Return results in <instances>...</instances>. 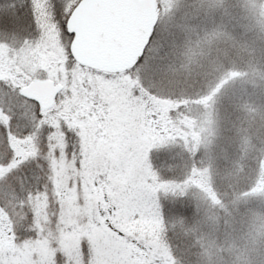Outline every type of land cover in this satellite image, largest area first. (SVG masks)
Listing matches in <instances>:
<instances>
[{
	"label": "rangeland",
	"instance_id": "rangeland-1",
	"mask_svg": "<svg viewBox=\"0 0 264 264\" xmlns=\"http://www.w3.org/2000/svg\"><path fill=\"white\" fill-rule=\"evenodd\" d=\"M153 1L156 21L150 32L156 31V41L129 75L138 79L136 89L145 97L151 94L165 102V130L134 141L125 203L146 204L147 218L139 226L121 220L128 239L113 245L112 255L118 254L126 264H264V0ZM25 4L26 0L0 4V12L21 14L20 23L0 26V97L13 101L0 106V166L11 163L19 144L16 138L27 139L33 133L41 112L18 91L33 80H46L44 72L36 71L39 60L28 50L38 36ZM248 33L254 42L245 41ZM161 43L165 49L166 43L184 45L189 73L196 65L190 61L193 54H199L209 74L204 91L194 79L186 83L188 75L182 87L172 84V93H191L186 98L194 104L189 101L186 108L174 99L157 97L158 85H164L159 81L171 82L170 78L163 79L160 71L159 78L150 76L149 69L145 74L144 65L163 51ZM50 111L44 112L47 121L57 123ZM45 135L46 129H41V150ZM75 175L72 168L73 187L62 214L46 199L18 206L28 191H42L46 167L41 171L30 162L0 181V209L10 228L0 239V264H81V242L88 241V235L80 228L67 231L87 214L76 204ZM144 177L155 179L149 183ZM68 179L64 176L65 187ZM79 196L87 202L83 186ZM37 225L45 232L42 238L34 230ZM172 245L182 250L179 262H163V252H176Z\"/></svg>",
	"mask_w": 264,
	"mask_h": 264
},
{
	"label": "snow or ice",
	"instance_id": "snow-or-ice-1",
	"mask_svg": "<svg viewBox=\"0 0 264 264\" xmlns=\"http://www.w3.org/2000/svg\"><path fill=\"white\" fill-rule=\"evenodd\" d=\"M5 2L0 0V4ZM142 6L143 0H76L75 4L70 0H26L22 6L38 36L28 50L39 60L36 71L45 73L56 102L48 115L58 122H48L43 111L35 117L33 133L27 139L17 137L11 163L0 166V181L30 162L41 171L46 167L42 191H28L18 206L46 199L62 214L75 169L76 204L87 214L67 231L80 228L88 235V241L81 242V264H126L118 254L112 255L113 245L128 239V229L120 222L126 219L139 226L147 218L146 204L125 203L127 164L135 155L138 136L165 130L167 107L151 94L145 97L136 89L138 79L129 75L140 64L146 39L151 38V32L146 37L141 32ZM9 7L16 9L14 3ZM20 22V12H0V26ZM76 100L82 103H74ZM5 103L13 101L0 97V106ZM41 129H46L43 150L37 142ZM64 176L69 177L66 187ZM143 179L150 183L155 178ZM82 186L87 202L79 196ZM4 215L0 209V239L10 233ZM57 227L63 229L64 225ZM34 230L38 238L45 235L39 225Z\"/></svg>",
	"mask_w": 264,
	"mask_h": 264
},
{
	"label": "trees",
	"instance_id": "trees-1",
	"mask_svg": "<svg viewBox=\"0 0 264 264\" xmlns=\"http://www.w3.org/2000/svg\"><path fill=\"white\" fill-rule=\"evenodd\" d=\"M241 30H243L245 32V29L240 28ZM155 30L153 31V33H151V41L149 42V46L147 48V51L144 52V57L141 59L142 63L144 61V59L146 57L149 56V52L148 50H150V47H152V45L155 43L156 41V35H155ZM246 33V32H245ZM247 34V33H246ZM245 34V35H246ZM248 38V39H247ZM239 41H241V39H238ZM256 39L254 38V36L250 33H248V35L245 37V41L250 42V41H255ZM161 45H163V51L157 52L156 57H154L153 60H148V63H146L144 65V69L145 67L147 69H149L150 72V76H152V73H155V76H158L159 78V71H160V75L161 77H163V79L165 80H169L171 82H163V81H159L164 83V85H158V87H160L158 89V94H160L159 96H157L158 98H165V99H170V100H175L178 103H183V107L186 108L188 102L190 101V99L187 100V96H190L189 92L185 93L182 92L180 89H176V93H172L173 92V86L175 85V88H178L179 86L182 87V83L184 82V80H186L188 78V76L190 77V79L186 82L189 83L190 80L194 79L196 81H198V86L199 88L202 89V91H204V87H203V81L204 80H208L209 78V74L204 72V68L205 64L203 62H200L201 59L198 57L199 54L195 53L193 54V60L192 61L195 65L194 67V72L189 73L187 72L186 68H184L185 64L187 63L188 60V53L187 51H185V47L182 44H178L175 43L173 45H171L170 43H166V49L164 47V44L161 43ZM195 52V51H194ZM193 52V53H194ZM187 56V57H186ZM176 70V71H174ZM188 75V76H187ZM149 76V78H150ZM173 84V86H172ZM182 84V85H180ZM172 86V90L171 87ZM159 91H162V93H160ZM164 95V96H163ZM192 102V104H194L193 101H190V103ZM156 166V164H155ZM157 169V167H156ZM172 248L176 250V252H174V255L172 253L169 252V256L167 258H173V260L178 261V255L180 256V253L182 252V250L178 249V247L172 245ZM179 262V261H178Z\"/></svg>",
	"mask_w": 264,
	"mask_h": 264
},
{
	"label": "water",
	"instance_id": "water-1",
	"mask_svg": "<svg viewBox=\"0 0 264 264\" xmlns=\"http://www.w3.org/2000/svg\"><path fill=\"white\" fill-rule=\"evenodd\" d=\"M79 13H74V16ZM140 27L141 32L147 36V32H150L156 21V8L153 0H143V6L140 9ZM148 39H146L145 46ZM18 94L22 97H27L39 104L41 110L50 108L53 104V91L47 84L46 80H33L28 86L21 88Z\"/></svg>",
	"mask_w": 264,
	"mask_h": 264
},
{
	"label": "flooded vegetation",
	"instance_id": "flooded-vegetation-1",
	"mask_svg": "<svg viewBox=\"0 0 264 264\" xmlns=\"http://www.w3.org/2000/svg\"><path fill=\"white\" fill-rule=\"evenodd\" d=\"M164 254V253H163ZM165 255V254H164ZM166 256V255H165ZM166 262H169V261H166Z\"/></svg>",
	"mask_w": 264,
	"mask_h": 264
}]
</instances>
